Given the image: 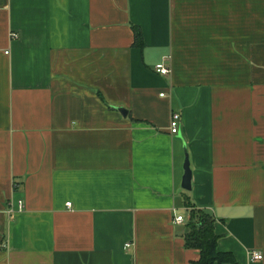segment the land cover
<instances>
[{"label":"crops","instance_id":"1","mask_svg":"<svg viewBox=\"0 0 264 264\" xmlns=\"http://www.w3.org/2000/svg\"><path fill=\"white\" fill-rule=\"evenodd\" d=\"M192 210L264 264V0H0V264H192Z\"/></svg>","mask_w":264,"mask_h":264},{"label":"trees","instance_id":"2","mask_svg":"<svg viewBox=\"0 0 264 264\" xmlns=\"http://www.w3.org/2000/svg\"><path fill=\"white\" fill-rule=\"evenodd\" d=\"M185 234V247L199 252V259L192 264H235L233 255L216 250L218 241L214 234V220L203 210L190 212Z\"/></svg>","mask_w":264,"mask_h":264},{"label":"built area","instance_id":"3","mask_svg":"<svg viewBox=\"0 0 264 264\" xmlns=\"http://www.w3.org/2000/svg\"><path fill=\"white\" fill-rule=\"evenodd\" d=\"M12 38H16L15 35H11ZM155 72L160 75L165 77V75H167L169 73V70L167 68H163V67H157L155 68ZM179 116L176 114H173L171 116V123H170V133L171 134H176L178 132V125H179ZM69 206V203L67 204ZM174 222H176L177 224H182L183 223V218L182 217H176L174 218ZM129 245H127L126 247H128ZM262 259V254L259 253H253L251 256V260L252 261H259Z\"/></svg>","mask_w":264,"mask_h":264},{"label":"water","instance_id":"4","mask_svg":"<svg viewBox=\"0 0 264 264\" xmlns=\"http://www.w3.org/2000/svg\"><path fill=\"white\" fill-rule=\"evenodd\" d=\"M121 113H124L125 111L122 109L120 110ZM184 165H183V180H182V185L181 188L182 190L184 189L185 191H190L191 189V181H192V177H191V169H190V163H189V158H188V152L185 149L184 152V161H183Z\"/></svg>","mask_w":264,"mask_h":264}]
</instances>
